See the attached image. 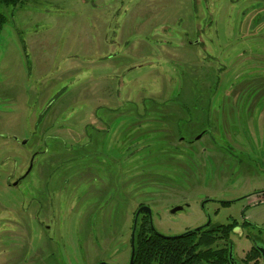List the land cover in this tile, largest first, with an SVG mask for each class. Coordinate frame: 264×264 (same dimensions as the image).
I'll return each instance as SVG.
<instances>
[{"label":"rangeland","instance_id":"1","mask_svg":"<svg viewBox=\"0 0 264 264\" xmlns=\"http://www.w3.org/2000/svg\"><path fill=\"white\" fill-rule=\"evenodd\" d=\"M0 11V264H127L139 205L264 248V0Z\"/></svg>","mask_w":264,"mask_h":264},{"label":"trees","instance_id":"2","mask_svg":"<svg viewBox=\"0 0 264 264\" xmlns=\"http://www.w3.org/2000/svg\"><path fill=\"white\" fill-rule=\"evenodd\" d=\"M25 1L0 0V8ZM4 21L5 15L0 11V28ZM201 132L205 133V130ZM238 225V220L233 218L227 223H211L180 235L164 236L153 230L148 216L142 213L134 233L132 264H231L229 249L230 245L233 248V242L230 235ZM260 259L261 254L254 243L238 264H259Z\"/></svg>","mask_w":264,"mask_h":264},{"label":"water","instance_id":"3","mask_svg":"<svg viewBox=\"0 0 264 264\" xmlns=\"http://www.w3.org/2000/svg\"><path fill=\"white\" fill-rule=\"evenodd\" d=\"M30 166H31V163H30ZM29 166V168H30ZM18 181H15L13 183V185H16ZM182 209V206H174L172 207V209L170 210L171 213H174L178 210ZM141 212H144L148 218L150 217L151 215V212H150V208L146 205H141L137 208V210L135 211L134 213V218H133V224H132V229H131V240H130V245H131V249H130V257H129V261L127 264H132L133 263V258H134V233H135V229H136V225H137V219H138V216ZM210 224V219L207 220L206 223H204L203 225L201 226H208ZM199 226V227H201ZM197 227V228H199ZM154 230V229H153ZM155 231V230H154ZM156 232V231H155ZM158 233V232H156ZM160 234V233H159ZM258 250L261 254V258H262V264H264V248L263 247H258ZM229 258H230V263L231 264H238L234 261V259L232 258V249H231V245H230V249H229ZM97 264H108L106 262H99Z\"/></svg>","mask_w":264,"mask_h":264},{"label":"flooded vegetation","instance_id":"4","mask_svg":"<svg viewBox=\"0 0 264 264\" xmlns=\"http://www.w3.org/2000/svg\"><path fill=\"white\" fill-rule=\"evenodd\" d=\"M37 153L36 152H34L31 156H32V158H34L35 157V155H36ZM22 176H20L18 179H20ZM139 206H141V205H139ZM142 213H140L139 215H141ZM139 217V216H138ZM44 228L45 229H47V226H46V224H44ZM44 229V230H45ZM48 240H51V238H49L48 237ZM81 252H83L82 250H81ZM245 255V254H244ZM243 258V257H242ZM260 261H261V264H262V258L260 259Z\"/></svg>","mask_w":264,"mask_h":264}]
</instances>
